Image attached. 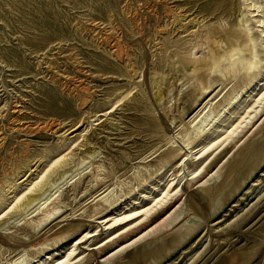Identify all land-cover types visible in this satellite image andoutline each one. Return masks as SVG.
<instances>
[{"label":"rangeland","instance_id":"1","mask_svg":"<svg viewBox=\"0 0 264 264\" xmlns=\"http://www.w3.org/2000/svg\"><path fill=\"white\" fill-rule=\"evenodd\" d=\"M227 4L0 0V264H264V211L244 223L264 199V0ZM175 13L197 21L181 32ZM242 18L261 36L260 74L204 75L201 94L184 59ZM65 171L63 216L34 231Z\"/></svg>","mask_w":264,"mask_h":264},{"label":"bare ground","instance_id":"2","mask_svg":"<svg viewBox=\"0 0 264 264\" xmlns=\"http://www.w3.org/2000/svg\"><path fill=\"white\" fill-rule=\"evenodd\" d=\"M228 1V6L230 4L233 5V9L236 10V0H227ZM214 4V3H213ZM226 4V3H225ZM225 5V6H227ZM240 5V4H239ZM228 8V7H227ZM175 11V10H174ZM234 12V11H233ZM178 13V12H177ZM176 14V13H175ZM188 16V15H187ZM177 17H181V25H180V31L184 32V29L186 27L187 23L190 22H196L197 18L194 17H186L185 15L180 14H176V16L174 15V18L176 19ZM168 18V17H167ZM173 18V19H174ZM199 20V19H198ZM186 21V23H184ZM190 25V24H189ZM193 25V24H192ZM163 29V28H162ZM189 30V28H187ZM164 31V30H163ZM195 31H191V33H195ZM222 32H224V35L226 36L223 37V35L221 34ZM178 33V32H177ZM185 34V33H183ZM264 34V33H263ZM262 35V33H261ZM206 39H205V43H206V51H201L198 49L202 48V44L199 43L195 46V48L197 49V52H194V49L191 50L188 53V59H184L185 63H192L193 64V73L195 75L198 76V87L201 90V94L204 93H208L209 91V95L212 94V92L214 91V89L209 90L211 88V85L208 83L206 84L202 78H210L211 76L216 77L217 79H221L223 81L225 80H232V82L234 81H245V80H249V84L251 85L252 81H254L257 76L260 74L261 70H262V61H260L258 51V41L261 38L260 34L258 36H256L255 34H253V30L251 28V26L249 25V20L247 19H240L237 23H233L232 25L228 26L227 28L222 27L221 25H213L211 32L207 35L206 34ZM263 37V36H262ZM207 40V42H206ZM199 41V40H198ZM168 42V41H167ZM203 43V42H202ZM115 49V48H114ZM202 50H204L202 48ZM259 50V49H258ZM199 52H202L203 55L198 54ZM198 54V55H197ZM123 56V55H122ZM262 60V59H261ZM200 74V75H199ZM205 75V76H204ZM205 80V79H204ZM88 88V87H87ZM85 91V90H84ZM239 94H236L235 97L232 98V104L235 103L236 99L239 97ZM234 99V100H233ZM242 99L239 100V102ZM189 102V101H188ZM191 103V102H190ZM200 103V102H199ZM230 103V102H229ZM84 106V105H83ZM205 105L203 107L202 110H200L198 112V114H196V116H194L193 118L195 120H197L200 116L201 113L203 112V110H205ZM249 112H247L248 115ZM246 115V118H248ZM250 115V114H249ZM203 117V116H202ZM250 118V117H249ZM201 119V118H200ZM222 120V119H221ZM244 120V118H243ZM224 121V120H222ZM212 122V121H211ZM198 123V122H197ZM213 123V122H212ZM242 123V121H241ZM54 124V123H52ZM240 124V123H239ZM47 126V125H46ZM52 126V125H50ZM173 126V125H172ZM49 127V126H47ZM215 126H211L209 128V130H212ZM240 127V125H239ZM53 128V126H52ZM51 129V128H50ZM206 129L204 128V130H200L195 136V138H197L198 136L203 138V134L205 135ZM207 132V131H206ZM210 131H208L207 136L210 135L209 134ZM217 132V130L213 131V133ZM234 132V131H233ZM232 132V133H233ZM198 137V138H199ZM230 137V136H229ZM227 138V137H226ZM224 139V138H223ZM250 140L252 139L249 138ZM226 140V139H225ZM250 143V141H249ZM191 144V142L188 143V146ZM216 144V143H215ZM244 144V143H243ZM256 145V144H255ZM245 147V145H244ZM250 147V145H249ZM182 149V148H181ZM180 149V150H181ZM242 149V148H241ZM255 149V148H254ZM239 150V149H238ZM176 150L174 149H170L168 152H166L165 154H163L162 156H170L172 153L175 154ZM236 153V152H235ZM240 153V152H239ZM245 154V152L242 151L241 156L243 157ZM250 155V154H249ZM237 156V154L235 156H233V159ZM248 156V154H247ZM238 158V157H237ZM245 158V157H244ZM246 159V158H245ZM259 159V158H258ZM256 160V159H255ZM235 161V160H234ZM245 161V160H243ZM85 162V159H83L81 161V163L78 164V170L80 169V165L82 163ZM234 163V162H233ZM248 163V162H247ZM58 162L55 163L46 173L45 175L42 177V181L45 180V178L47 179V176H49L54 168L57 166ZM243 165V164H242ZM232 167V166H231ZM240 167V166H239ZM247 167V166H246ZM250 167V166H248ZM253 167V168H252ZM256 167V164L253 163V165L251 166V170H253ZM226 168H229V166H227ZM238 169V168H237ZM251 170H248V172L244 173L242 176L244 175H248V173L251 172ZM90 171V170H89ZM240 171V170H239ZM82 174V173H80ZM233 174H235L233 172V169L229 170L228 175L226 177H228V179H232ZM72 176V174H69L67 171L63 172V176L61 179H63V186H57V190L54 194H52L44 203H43V208L42 212L37 216L36 219H34L32 222V227L31 229H33L35 231L36 228L40 227L41 225L47 223L48 221H50V223H52L53 221H56L58 219H60L63 216V213L60 212V207L57 205L56 200L59 197V195L56 197V193L60 192L61 189H63L65 187L64 183H69L68 179ZM74 178H76L75 176H73ZM73 177L71 179H73ZM96 177V176H95ZM235 177V176H234ZM233 177V178H234ZM80 179V178H79ZM82 179V177H81ZM223 179V178H222ZM227 180V181H229ZM61 181V180H60ZM82 181V180H81ZM235 181V180H232ZM231 181V182H232ZM79 182V181H78ZM240 182V180H239ZM80 183V182H79ZM222 183V181H221ZM225 183H228L225 181ZM224 183V184H225ZM42 184V183H41ZM44 184V182H43ZM229 184V183H228ZM77 185V184H76ZM217 185V184H216ZM219 185V184H218ZM227 185V184H225ZM40 186V184H39ZM55 186V185H54ZM214 186V185H213ZM221 186V185H220ZM38 187V185H37ZM78 187V186H77ZM48 188H51L48 186ZM217 189V188H216ZM38 190V189H37ZM40 190V189H39ZM45 190V189H44ZM49 190V189H48ZM215 191V189L213 190V192ZM47 192V190H46ZM31 193V192H30ZM44 193L41 192L40 194H36L33 195L32 198L30 199V201L27 203V207L32 203L33 201H35L37 198L39 199V196L42 195ZM45 195V194H44ZM43 195V196H44ZM213 195V194H211ZM210 195V196H211ZM214 196V195H213ZM29 197V196H28ZM166 196H164L163 198H165ZM264 197V195H263ZM261 197V198H263ZM163 198H158L157 199V203L154 204L151 207L142 209V210H137V211H131L130 213H127L122 220H120L121 224L122 221H125L126 223H132V221L138 219L139 217L143 216V215H148V213H150L153 209L154 206H158V204H160L162 206L163 203ZM260 200V199H258ZM26 203V202H25ZM169 205V204H168ZM26 206L24 208V210L26 209ZM165 206V205H164ZM257 206V213L255 214H251L249 216V218L246 220V222H244L245 224H247L249 221H251L255 216L257 215H261V213L264 211V199L260 200L258 205L256 203ZM111 206H109L110 208ZM163 207V206H162ZM107 208V210L109 209ZM162 209V208H161ZM256 209V208H255ZM254 210V209H253ZM23 211V210H22ZM40 211V210H39ZM163 211V210H162ZM253 212V211H252ZM162 213V212H161ZM107 220V219H106ZM118 220H115V222L113 223H117L119 222ZM109 222V221H108ZM124 222V223H125ZM221 222V221H220ZM23 223V222H22ZM29 223V224H30ZM252 223V222H251ZM28 224V223H27ZM264 225V213H262V216L252 225L253 227H260ZM114 226V225H113ZM27 227H29L27 225ZM109 228V227H108ZM111 228V227H110ZM242 228V227H241ZM29 229V230H31ZM239 229V228H238ZM260 229V228H259ZM242 230V229H241ZM242 232V231H241ZM240 233V232H239ZM238 234V233H236ZM235 234V235H236ZM94 236V235H93ZM243 237L242 234H239L237 241H239L241 238ZM235 241V240H234ZM232 241V243L234 242ZM23 242V241H22ZM21 244V243H20ZM26 246V245H25ZM153 246V245H152ZM142 248V247H141ZM140 247H138V249H141ZM230 251L231 250V244L230 247L228 248ZM143 250V249H142ZM74 254V253H72ZM69 254V255H72ZM206 256V255H205ZM70 257H68V260ZM122 258V257H121ZM122 260V259H120ZM202 260V259H201ZM124 261V260H122ZM68 261L66 260H57L56 264H66ZM195 264H199V262H196Z\"/></svg>","mask_w":264,"mask_h":264}]
</instances>
